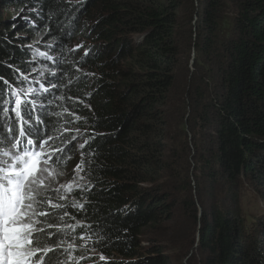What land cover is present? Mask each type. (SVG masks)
Returning <instances> with one entry per match:
<instances>
[{"label":"trees","instance_id":"16d2710c","mask_svg":"<svg viewBox=\"0 0 264 264\" xmlns=\"http://www.w3.org/2000/svg\"><path fill=\"white\" fill-rule=\"evenodd\" d=\"M231 1L235 34L221 42L223 0H202L198 28L183 36L178 24L187 16L180 10L192 0H0L4 10L15 9L8 19L0 16V77L28 90L39 84L21 83V74L44 83L57 73L52 79L61 87L40 97L54 101L41 113L40 135L60 136L65 128L84 134L51 166L68 176L83 151L78 176L91 186L64 201L50 193L57 203L83 204L68 207L64 221L91 225L88 233L96 234L88 247L76 241L71 256L61 257L67 264H171L165 250L178 240L161 235L142 246L143 234L163 231L178 211L196 231V201L206 199L220 211L208 223L204 209L201 215L205 224L194 244L207 252L205 264H264V222L244 240L240 209L245 185L264 198V0ZM7 101L8 86L0 81V105L10 107ZM65 109L81 119L73 123ZM93 132L95 139L80 149ZM4 152H15L11 142L0 144V160L7 159ZM83 231L76 227L74 234Z\"/></svg>","mask_w":264,"mask_h":264},{"label":"snow or ice","instance_id":"6c2138e0","mask_svg":"<svg viewBox=\"0 0 264 264\" xmlns=\"http://www.w3.org/2000/svg\"><path fill=\"white\" fill-rule=\"evenodd\" d=\"M81 47L82 45H77L72 51H77ZM41 55H45L46 59L55 63L53 57L43 53ZM85 55H88L87 51ZM37 75L44 74L37 73ZM55 76L57 73L49 72L45 82L41 83L34 77L30 79L29 76L21 74L22 78L17 77L21 83L27 81L29 84L33 82L39 84V88L30 87L28 90H18L0 77V81L8 86L7 103L10 106L0 105V113H3L0 117V144L11 142L12 148L15 149V152H4L3 156L7 159L0 160V264H67L61 257L71 256L78 247L76 241L79 240L83 242L84 247H88L87 242L96 235L94 232L88 233L87 230L91 225H69L64 221V217L69 216L68 207L82 210L83 204L57 203L50 195L55 192L57 194L55 199L64 201L74 189L81 192L91 191V186L80 183L84 180V176L78 175H74L67 185L51 187L49 178L54 179L51 166L62 162L67 147L69 145L76 147V142L84 135L79 128H65L64 132L56 137L47 133L44 137L40 135L39 125L45 123L41 113H46L54 104L53 100L45 101L40 97L52 94L54 89L61 87L52 79ZM69 99H74L77 104L84 103L79 98L69 97ZM65 111L73 117V123L81 119L75 112L67 109ZM5 120L6 128L3 122ZM73 131L76 135L67 139L63 146L56 145V140L61 139L65 133ZM95 136L93 132L79 144V148L84 149L90 140L95 139ZM80 155L82 159L73 169L74 173L84 172V152L81 151ZM50 218L58 220L63 227L57 226L55 222L50 223ZM76 227H81L85 231L77 236L74 234ZM91 251L94 252L95 249ZM86 258L80 257V259ZM99 259L104 261L105 257L101 254Z\"/></svg>","mask_w":264,"mask_h":264},{"label":"rangeland","instance_id":"374dc122","mask_svg":"<svg viewBox=\"0 0 264 264\" xmlns=\"http://www.w3.org/2000/svg\"><path fill=\"white\" fill-rule=\"evenodd\" d=\"M194 1L193 4L188 3L183 9L180 10V16L183 17L184 14L188 17L185 19H181L180 23L178 24V33L181 34V36L185 35L186 30H191L192 33L195 32L197 26L199 25L204 9L202 6V0H192ZM224 1V7L221 8V26L219 27V30L217 31V36L219 37V40L227 41L228 37H232L235 33L232 29V18L233 14L235 12L236 4L231 0H223ZM14 8H9L7 11L4 10V7H0V16H3V18L8 19L9 15L8 12L11 14L14 12ZM190 22V23H189ZM237 27V26H236ZM208 33V32H207ZM193 37V41H194ZM190 59H189V70L194 71V64L196 62V57L198 55V51L196 49V46H191L190 50ZM128 62V61H127ZM124 63L127 65L128 63ZM1 157V156H0ZM194 162V161H193ZM75 168V167H74ZM70 168L68 176L62 175L58 173L56 170L52 169V177L50 179L51 187L57 188L60 185H67L72 179L74 175H79V173H74L73 169ZM63 191V189H61ZM56 194L53 192V195ZM197 229L196 231L193 230V225L191 223V220L189 217L187 219L185 218V215L183 212L177 213L175 217V222H169L164 224L163 231H146L149 232L147 234H143V240L142 246H149L152 245L153 242L159 240V236L162 235L167 237L168 239H176L178 240L177 243H175V248L171 244L167 245V254L171 258V264H205V259L207 257V252H203L200 250L197 244H194L195 240H198V237L200 235L201 230H199L200 225H202V228L204 226L203 220L204 218L200 219V214L204 211L205 215L207 217L206 222L208 223L209 216L216 212L217 210L220 211L218 206L216 205L214 200H197ZM201 208V209H200ZM218 208V209H217ZM204 209V210H202ZM240 209L241 214L246 217V224L245 228L243 229L241 236L246 240V238L249 237L251 230H253L254 227L258 229V223L260 221L264 222V198H262L261 194L255 192L250 186L245 185L243 187V191H241V201H240ZM201 210V213H200ZM202 221V223H201ZM149 230V229H148ZM185 231L191 232V237L188 239L189 234L184 233ZM258 232V233H257ZM175 235L177 236L175 238ZM259 234V231L256 230L255 236ZM173 236V237H172ZM161 241H164L163 239ZM194 244V246H192ZM184 245L186 247L185 251L183 253H179V246ZM169 247H172L173 249L169 251ZM173 250H175L173 252ZM164 251V252H165ZM166 254V255H167ZM176 255V257H174Z\"/></svg>","mask_w":264,"mask_h":264},{"label":"bare ground","instance_id":"6f19581e","mask_svg":"<svg viewBox=\"0 0 264 264\" xmlns=\"http://www.w3.org/2000/svg\"><path fill=\"white\" fill-rule=\"evenodd\" d=\"M200 213H201V210H200Z\"/></svg>","mask_w":264,"mask_h":264}]
</instances>
